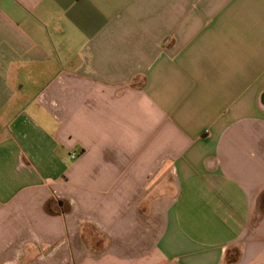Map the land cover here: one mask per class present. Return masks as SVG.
I'll return each mask as SVG.
<instances>
[{"label":"crops","instance_id":"crops-1","mask_svg":"<svg viewBox=\"0 0 264 264\" xmlns=\"http://www.w3.org/2000/svg\"><path fill=\"white\" fill-rule=\"evenodd\" d=\"M263 195L264 0H0V264H264Z\"/></svg>","mask_w":264,"mask_h":264},{"label":"trees","instance_id":"trees-1","mask_svg":"<svg viewBox=\"0 0 264 264\" xmlns=\"http://www.w3.org/2000/svg\"><path fill=\"white\" fill-rule=\"evenodd\" d=\"M261 203L264 204V195H263V197H262V199H261ZM230 253H231V252H229V253L227 254V258H226V262H227V264H232L231 262L236 261V260H232V258L230 257Z\"/></svg>","mask_w":264,"mask_h":264},{"label":"built area","instance_id":"built-area-1","mask_svg":"<svg viewBox=\"0 0 264 264\" xmlns=\"http://www.w3.org/2000/svg\"><path fill=\"white\" fill-rule=\"evenodd\" d=\"M73 158H76L75 156H73Z\"/></svg>","mask_w":264,"mask_h":264}]
</instances>
